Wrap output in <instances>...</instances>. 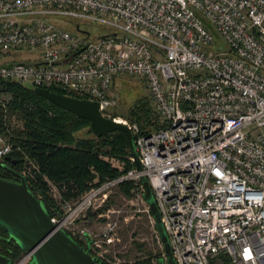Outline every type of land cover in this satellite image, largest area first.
Wrapping results in <instances>:
<instances>
[{"label": "built area", "instance_id": "built-area-1", "mask_svg": "<svg viewBox=\"0 0 264 264\" xmlns=\"http://www.w3.org/2000/svg\"><path fill=\"white\" fill-rule=\"evenodd\" d=\"M52 15L96 21L110 33L90 39L88 31L69 30ZM23 48L40 58L13 56ZM123 75L143 79L156 128L141 132L112 115L118 105L112 85ZM0 81L56 86L96 101L104 117L133 134L140 169L131 155L126 169L123 159L100 154L118 176L75 199L43 176L55 229L88 246L93 257L135 262L115 249L117 211L108 206L111 188L129 181L134 214L149 226L151 262L166 264L143 197L145 177L175 264H264V0H0ZM11 151L0 134V163ZM33 170L28 162L20 171L27 183ZM88 211L101 228H77ZM31 256L23 252L13 264H27Z\"/></svg>", "mask_w": 264, "mask_h": 264}, {"label": "trees", "instance_id": "trees-1", "mask_svg": "<svg viewBox=\"0 0 264 264\" xmlns=\"http://www.w3.org/2000/svg\"><path fill=\"white\" fill-rule=\"evenodd\" d=\"M48 89L69 94L56 86ZM2 95L8 99H2ZM13 116L20 120V126L11 125L10 118ZM127 117L139 126L141 132L157 127L153 122V110L144 103L130 107ZM88 127V120L36 94L31 86L0 81V134L7 136L12 144L9 159L0 163V178L17 181L12 172L20 173L26 163H33L37 170H33L34 178L27 183L28 188L35 195L37 192L42 194L40 200L51 216L54 203L47 195L48 187L43 176L58 186L64 198L75 199L91 186L118 176V171L103 161L100 154L123 159L126 169L133 165L128 158L131 154L123 132L114 131L96 137ZM85 128H88L89 136L77 137L76 133ZM130 186L131 183L125 181L118 188L128 194ZM7 238L8 235L0 229V253L15 262L23 251L17 244L10 246ZM152 257V252L148 250L134 264H152Z\"/></svg>", "mask_w": 264, "mask_h": 264}, {"label": "water", "instance_id": "water-1", "mask_svg": "<svg viewBox=\"0 0 264 264\" xmlns=\"http://www.w3.org/2000/svg\"><path fill=\"white\" fill-rule=\"evenodd\" d=\"M202 21L217 37L212 25L204 18ZM75 30L84 33L77 24ZM33 91L63 110L88 120V128L96 137L114 131L123 132L134 163L141 168L133 134L126 125L104 117L96 101L55 93L43 87H35ZM4 159L8 160L9 156ZM12 173L17 181L0 178V229L8 235L7 240L13 239L23 252H32L28 264H102L90 254L88 246L82 247L63 229H55L42 201L28 188L26 178L18 172ZM141 184L144 188V200L151 208L156 230L167 253L166 264H175L159 210L145 177L141 178ZM87 243H90L88 237ZM11 262L10 258L0 253V264ZM158 264H164L163 260L160 259Z\"/></svg>", "mask_w": 264, "mask_h": 264}, {"label": "rangeland", "instance_id": "rangeland-1", "mask_svg": "<svg viewBox=\"0 0 264 264\" xmlns=\"http://www.w3.org/2000/svg\"><path fill=\"white\" fill-rule=\"evenodd\" d=\"M52 20L56 24L63 25L69 30L75 29V25H79L81 30H86L90 33V39L98 36L110 33V29L105 27L99 22L89 21L83 19H74L67 16L52 15ZM217 42H222L220 37L216 38ZM18 53L13 56H18L22 60L34 61L40 58L38 52L28 51L26 49H19ZM113 92L117 95L118 105L113 109L112 115L115 117H121L132 121L127 117L130 107L139 103L149 105L151 109L152 102L148 90L145 86L143 79L132 75H123L115 78L112 85ZM2 99H8L5 95L1 96ZM12 126L18 127L21 122L16 117L10 118ZM134 123V122H133ZM87 129L80 130L76 133L77 137H87ZM132 186V185H131ZM131 186L130 190L131 191ZM130 194L123 193L117 186H113L109 193L108 206L113 207L117 212L112 215L117 219L118 228L117 233L120 238V242L115 248L119 255H123V259L136 260L137 258L144 256L146 251L151 250L150 246V230L146 218L143 214H134L136 205L131 204ZM133 215V217H132ZM102 222L97 221L95 214L88 211L87 218L84 220H78L76 222L77 228L85 227L87 229H99L102 227ZM140 244V246H139ZM21 256V255H20Z\"/></svg>", "mask_w": 264, "mask_h": 264}, {"label": "flooded vegetation", "instance_id": "flooded-vegetation-1", "mask_svg": "<svg viewBox=\"0 0 264 264\" xmlns=\"http://www.w3.org/2000/svg\"><path fill=\"white\" fill-rule=\"evenodd\" d=\"M9 241H10V244H9L10 246L14 247V246L16 245V242H15L13 239H9ZM78 244H79V243H78ZM81 246L84 247L83 245H81ZM84 248H86V247H84ZM1 254H2V253H1ZM3 255H4V254H3ZM5 256H6V255H5ZM6 257H8V256H6ZM8 258H10V257H8ZM10 260L12 261L11 264H13V263H14L13 260H12L11 258H10ZM30 260H31V259H30ZM30 260H29V261H30ZM29 261H28V262H29ZM27 264H28V263H27Z\"/></svg>", "mask_w": 264, "mask_h": 264}]
</instances>
